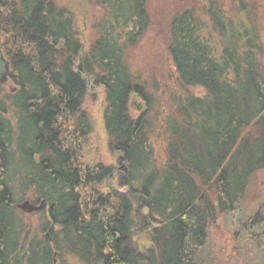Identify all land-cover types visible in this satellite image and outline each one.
<instances>
[{
    "label": "trees",
    "instance_id": "obj_1",
    "mask_svg": "<svg viewBox=\"0 0 264 264\" xmlns=\"http://www.w3.org/2000/svg\"><path fill=\"white\" fill-rule=\"evenodd\" d=\"M86 2L104 10L87 45L71 5L0 0V264H198L264 172L263 0H196L156 28L150 0ZM147 35L165 40L158 65L137 59ZM91 86L119 175L86 159ZM25 199L45 201L37 224ZM243 227L264 249V201Z\"/></svg>",
    "mask_w": 264,
    "mask_h": 264
},
{
    "label": "rangeland",
    "instance_id": "obj_2",
    "mask_svg": "<svg viewBox=\"0 0 264 264\" xmlns=\"http://www.w3.org/2000/svg\"><path fill=\"white\" fill-rule=\"evenodd\" d=\"M61 3L71 5L78 12H75V25L80 33L84 44H88V37L95 34V23L102 19L104 10L97 5H91L86 0H60ZM65 1V2H64ZM196 0H150V11L155 15L154 25L161 26L174 9L194 5ZM264 4V0L263 3ZM169 11V13H168ZM166 14V16H165ZM260 25L263 28V45H264V17L261 14ZM163 37L154 40L148 35L140 44L138 60L140 63L148 61L149 64L158 65L161 56H165V45ZM86 47V46H85ZM264 48V47H263ZM130 60L133 59L132 52L129 53ZM141 57V58H140ZM134 66L140 63L132 61ZM136 71V68H133ZM10 81L8 74L0 79V88L9 91ZM12 88V86H11ZM89 93L86 97L84 108L89 111L94 121V130L89 136V146L86 147L87 161H101L110 165L115 174L119 175L126 166L124 154L111 148L110 138L104 123V112L106 99L104 98L105 89L103 86L89 87ZM12 91L14 90L11 89ZM199 91L198 89H193ZM5 91V92H7ZM138 101V100H137ZM134 104V103H133ZM135 105V104H134ZM136 106V105H135ZM142 107H138L140 111ZM16 123V121H15ZM13 123V124H15ZM264 172L259 171L253 175L244 200L236 210L219 214L214 222L208 227V239L204 247L199 252L198 264H264V249L258 246H252L246 241L248 238L246 231L243 230L245 222L259 210L264 201ZM27 213V212H26ZM38 212L28 213L29 218ZM33 218V219H32ZM30 218L34 224H37V217ZM133 242L129 241V245ZM134 244V243H133ZM137 252V251H136ZM138 251L137 254H140ZM55 257V264H81L80 261L70 255L64 257V261Z\"/></svg>",
    "mask_w": 264,
    "mask_h": 264
},
{
    "label": "water",
    "instance_id": "obj_3",
    "mask_svg": "<svg viewBox=\"0 0 264 264\" xmlns=\"http://www.w3.org/2000/svg\"><path fill=\"white\" fill-rule=\"evenodd\" d=\"M9 69H10L9 64L5 59L3 52L0 50V79H2L4 76H6L9 73L8 71ZM44 206H46L44 200L40 204H37L29 199H25L19 202V204H17V207L19 209L27 213L39 212L45 208Z\"/></svg>",
    "mask_w": 264,
    "mask_h": 264
}]
</instances>
